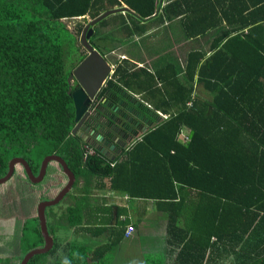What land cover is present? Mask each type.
<instances>
[{"label":"trees","instance_id":"trees-1","mask_svg":"<svg viewBox=\"0 0 264 264\" xmlns=\"http://www.w3.org/2000/svg\"><path fill=\"white\" fill-rule=\"evenodd\" d=\"M163 2L0 0V178L13 158H23L37 175L45 157L58 155L75 175L73 189L80 181L83 185L65 213L66 208L62 213L46 209L54 245L27 264H45L60 247L64 254L51 264H102L88 245L67 243L57 234L67 226L77 234L84 228L94 181L99 191L153 199L166 208L169 234L182 243L179 264H264V0ZM123 6L127 18L117 14L93 27L89 41L103 55L115 50L114 33L96 38L111 43L105 50L93 39L96 27L110 20L123 25L119 32L128 42L134 34H146L148 23L182 17L183 39L191 50L184 64L170 61L150 76L170 88L156 105L166 119L124 150L123 161L108 162L72 133L75 112L68 79L87 54L80 42L85 26ZM65 20H79L74 34ZM195 39L200 47L194 48ZM67 42L80 54L72 69L67 68ZM121 68L100 94L116 106L119 99L130 100L114 89ZM125 71L130 73L127 66ZM26 222L18 239L21 256L44 243L37 218ZM9 261L0 257L1 264Z\"/></svg>","mask_w":264,"mask_h":264},{"label":"crops","instance_id":"crops-1","mask_svg":"<svg viewBox=\"0 0 264 264\" xmlns=\"http://www.w3.org/2000/svg\"><path fill=\"white\" fill-rule=\"evenodd\" d=\"M166 3L167 0H164L163 4ZM118 14H122L123 17L127 18L128 12ZM181 18L179 17L171 23L166 22L154 25L148 23L151 27L148 28L149 30L146 34H134L128 42H125L126 38L124 34H121V37L114 34L115 50H118L119 46H121V58L117 60L116 64L111 63L110 61L112 60L108 61L113 66L112 77L114 76L115 69L119 65L122 66L119 74L115 76L116 85L114 89H117L119 93L125 94L130 99L129 101H123L124 106L121 104L122 109L120 111H130V113L125 115L127 118H132V125L130 123L124 124V119L119 116L117 121H112L113 123H109L104 117L91 120L88 124H85L88 125V128L87 130L83 129L79 131V136L84 143L89 145L94 154L96 152L100 153L108 162H121L124 160V150L131 147V144L136 139H140L141 135L148 132L150 128L166 119L167 116L156 105H160V101L164 100V96L170 88L163 84L159 78L152 79L150 76L152 73H155L156 69L167 68L170 61L176 64H183L178 56L181 57L182 54H186L191 50V47L188 45L190 41L183 39V32L186 28L180 22ZM114 27H118L116 31L119 32L123 28V25L121 26L119 22H110L108 25L101 26L100 30L96 28L98 32L96 38L104 39L103 37H106L109 33L108 30ZM178 35L180 38L177 45L182 48L179 51V55H176L175 53L173 54L175 42L171 41L170 38ZM196 42L195 39L194 48H197ZM126 60L130 61V65L125 64ZM126 66L129 68V74L125 71ZM142 67L146 68V71L139 70ZM172 70L170 67L167 69V72L170 73ZM145 78H147V83L144 80ZM108 102L107 100L106 104L100 106L102 111L104 110V114L108 110L110 111L111 108L117 109V106H119V104L116 106V104ZM160 107H164V105ZM107 114L116 120L115 115L109 114V112ZM126 130L130 133L124 132ZM103 132H106L110 136H107ZM132 133L133 137L130 135ZM51 165L54 167L51 168ZM20 167L22 168V166ZM48 169L50 183H46L47 188L44 190V195L46 193H50V195L46 199L53 198L62 192L68 185L69 180L57 162H50L47 165L46 172ZM45 176L37 186H43L42 183ZM54 178H58V180ZM82 187V181H80L76 191L72 188L68 193L70 194L68 206L74 203V195H79ZM81 193L84 192L81 190ZM42 200L45 199L40 198V201ZM40 201L38 198L34 202V205H36L35 213L25 217L23 220L22 228L20 229L21 234L25 233L26 225L29 224L26 221L35 218L38 220L37 207ZM68 206L66 205L64 213L67 211ZM48 207L45 208V211ZM168 212L166 208H159L153 199L130 198L125 194L109 190L99 191L97 190V183L94 181L93 194L90 195L85 203V226L78 234L75 232L74 227L67 226L69 241L68 238L65 241L67 243L72 240L82 241L84 245L90 247L88 250L102 264H179V252L182 248V243L179 240L178 244H176L175 239L169 234ZM64 213L62 216L65 215ZM110 217V222L106 221ZM3 220V217H0V221ZM33 224H36V222ZM128 225L134 227V231L130 237H126L124 234ZM38 226L40 227L39 220ZM61 249L62 247L56 253L61 255ZM2 250L3 252H7L4 250V247H2ZM0 257L6 256L0 255Z\"/></svg>","mask_w":264,"mask_h":264},{"label":"water","instance_id":"water-1","mask_svg":"<svg viewBox=\"0 0 264 264\" xmlns=\"http://www.w3.org/2000/svg\"><path fill=\"white\" fill-rule=\"evenodd\" d=\"M128 11L129 10L127 6H125V8L123 6V8H116L107 11L101 16H98L97 18L92 20L89 24H87L81 33L80 42L86 50L87 55L77 66H75L68 79L70 84L69 92L71 93L75 112V126L72 130L73 134L77 133L79 135V131L83 129L87 130L88 125L85 124H88L91 120H96L105 117L108 121H113L110 115H108L107 113L104 114V110L102 111V109L100 108L101 104H106V101L108 100L107 98L100 99V94L103 88L107 85L108 80L112 77L113 66L108 61L107 57L103 55L97 48H95L89 40L94 33L93 27L97 23L112 15H116L118 13L123 12L125 13ZM73 79H75L77 82V86H75L74 89H72L71 87ZM110 111L117 112V109L111 108ZM103 133L107 134L106 132ZM107 136L110 135L107 134ZM50 162H57L59 164L60 169L67 175L69 179L68 185L57 196L39 202L37 207V216L44 243L42 246L36 247L28 251L19 264H27V262L35 254L48 252L52 248L54 244V239L50 235L47 228L45 208L58 204L71 191L75 183V175L69 169L68 164L62 157L58 155H49L45 157L41 162L40 169L37 175L32 173L28 163L23 158H13L8 164L7 175L3 178H0V186L6 185L13 176L15 172V167L17 165H20L23 168L24 175L30 181V184L37 185L40 184L43 180L46 174L47 165Z\"/></svg>","mask_w":264,"mask_h":264},{"label":"rangeland","instance_id":"rangeland-1","mask_svg":"<svg viewBox=\"0 0 264 264\" xmlns=\"http://www.w3.org/2000/svg\"><path fill=\"white\" fill-rule=\"evenodd\" d=\"M113 16H115V18L118 17L117 14ZM113 16L108 17V18H112ZM78 22L79 20H65L63 23L69 28L70 32L74 34L75 26L78 24ZM110 22H113V20H110ZM96 28L97 30H100L101 26H97ZM117 29L118 27H114V28L109 29L108 31L109 33L113 32L116 36L121 37L122 36L121 33L116 31ZM179 38H180L179 35L173 38H170L171 41L173 40L175 42L173 54L175 53L176 55H179L180 53L179 51H181V48H182L179 45H177ZM93 41L95 43H99L100 46L104 50L111 45L110 42L109 43L106 42V39L99 42L98 39L94 37ZM68 44L69 43L67 42L66 47H65L66 62H67V68L72 69V66L77 62L78 59H80L79 58L80 54L78 55L74 52V50H72L71 44L69 45V48H67ZM197 47H200L198 46V43H197ZM185 56L186 54H182L181 57L178 56V58L182 60L183 64L185 62ZM119 58H121V46H119L118 50H114L107 57L108 60H112L110 62L113 64H116ZM200 88L201 86L197 85L196 90H200ZM121 106H117V108L122 109ZM107 112H109V114L115 113L109 110ZM126 112L121 111L120 114L118 112L115 115L124 119V124H127V123L131 124L132 118L131 117L127 118L125 115V114L130 113V111L126 110ZM113 121H116V120L113 119ZM109 123H113V122L109 121ZM124 132L128 134L130 133L127 130ZM186 133L190 134L189 131ZM182 139L184 141L187 140L185 139L184 134L182 136ZM53 167L54 166L51 165V168ZM48 174H49V169L47 170L45 179L42 183L43 186H40V185L32 186V184L30 186L27 184L28 180H25L23 176L22 168L20 167V165H17L15 168V173L11 177V179L8 181V183L5 186L4 185L0 186V217H3L4 219L3 221H0V255L7 256V254H11V256H13L14 259L16 260L15 263H17L21 257L20 256L21 250L19 248L20 246H19V241H18L20 232H21L20 229L22 228L21 221H23L25 217L35 213L36 205H34V202L38 200V198L40 201V198L46 199L50 195V193H46V195H44L45 194L44 190L45 188H47L46 183H50V180L48 179ZM54 179L58 180V178H54ZM69 200H70V194L64 197V199L59 204L51 206V208H56L52 211L57 212V213H62L63 212L62 210L66 208V205L68 206ZM51 208H48V209H51ZM13 233L15 237L13 236V239H11ZM57 234L61 235L65 240H67L68 235H69L67 233L66 228H61V230L57 231ZM68 241H69V238H68ZM2 247H4V250H6L7 252H3ZM60 253L64 254L63 249L60 250ZM59 255H60L59 253H56L54 255H48L45 260V264H51L52 261L56 259Z\"/></svg>","mask_w":264,"mask_h":264},{"label":"flooded vegetation","instance_id":"flooded-vegetation-1","mask_svg":"<svg viewBox=\"0 0 264 264\" xmlns=\"http://www.w3.org/2000/svg\"><path fill=\"white\" fill-rule=\"evenodd\" d=\"M82 60H83V59H82ZM79 63H80V62H79ZM79 63H78V64H79ZM78 64H77V65H78ZM77 65H76V66H77ZM75 86H77V82H76L75 79H73V80H72V83H71V87L74 88ZM118 103H119V106H121V104L124 106L122 100L119 99V102H118ZM117 112H119V114L121 113V111H120L119 108H117ZM117 118H118V117H116V121H117ZM22 172H23V170H22ZM23 176H24L25 180L28 179V178L24 175V172H23ZM22 222H23V221H21V223H22ZM13 236L15 237L14 233L12 234V238H11V239H13ZM19 248H20V247H19ZM21 254H22V253L20 252V256H21ZM7 257L10 258V261H9V263H6V264H19V263L21 262L22 258L24 257V255L20 257V259H19V261H18L17 263H15L16 260L14 259L13 256H11V254H7Z\"/></svg>","mask_w":264,"mask_h":264},{"label":"built area","instance_id":"built-area-1","mask_svg":"<svg viewBox=\"0 0 264 264\" xmlns=\"http://www.w3.org/2000/svg\"><path fill=\"white\" fill-rule=\"evenodd\" d=\"M185 138L187 139L188 137H185ZM90 153L91 154H94V152H92V150L90 151ZM133 230H134V227L132 225H128L127 230H126V236L131 235V233L133 232Z\"/></svg>","mask_w":264,"mask_h":264},{"label":"clouds","instance_id":"clouds-1","mask_svg":"<svg viewBox=\"0 0 264 264\" xmlns=\"http://www.w3.org/2000/svg\"><path fill=\"white\" fill-rule=\"evenodd\" d=\"M29 183H30V181H29ZM1 264V263H0Z\"/></svg>","mask_w":264,"mask_h":264}]
</instances>
